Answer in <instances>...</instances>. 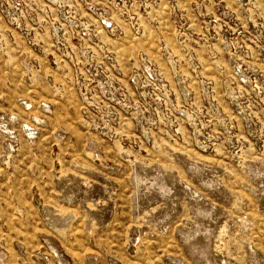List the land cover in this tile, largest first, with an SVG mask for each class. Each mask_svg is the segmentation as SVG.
<instances>
[{"label":"rangeland","instance_id":"obj_1","mask_svg":"<svg viewBox=\"0 0 264 264\" xmlns=\"http://www.w3.org/2000/svg\"><path fill=\"white\" fill-rule=\"evenodd\" d=\"M0 264H264V0H0Z\"/></svg>","mask_w":264,"mask_h":264}]
</instances>
